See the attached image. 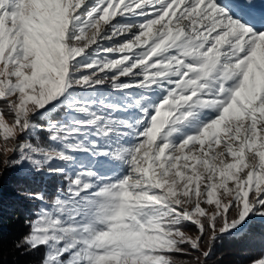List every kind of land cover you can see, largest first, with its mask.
Masks as SVG:
<instances>
[{"label":"snow or ice","instance_id":"6c2138e0","mask_svg":"<svg viewBox=\"0 0 264 264\" xmlns=\"http://www.w3.org/2000/svg\"><path fill=\"white\" fill-rule=\"evenodd\" d=\"M9 171L35 205L13 247L43 249L39 264H208L250 237L264 222V0H0Z\"/></svg>","mask_w":264,"mask_h":264},{"label":"trees","instance_id":"16d2710c","mask_svg":"<svg viewBox=\"0 0 264 264\" xmlns=\"http://www.w3.org/2000/svg\"><path fill=\"white\" fill-rule=\"evenodd\" d=\"M45 137L44 133H41ZM17 173L9 171L0 177V198L10 202V209L0 213V264H39L44 250L37 253L21 255V250L13 247L27 232L24 221L31 218L35 205L19 193L23 190ZM27 187L38 191L45 185L39 180L28 182ZM56 188L55 182L47 184L46 195L52 197ZM252 235L244 238H225L218 243L208 264H250V261L264 255V222L257 220L250 229ZM190 233L194 234L192 231Z\"/></svg>","mask_w":264,"mask_h":264},{"label":"rangeland","instance_id":"374dc122","mask_svg":"<svg viewBox=\"0 0 264 264\" xmlns=\"http://www.w3.org/2000/svg\"><path fill=\"white\" fill-rule=\"evenodd\" d=\"M8 209H10V202H9V200H7V199H3L2 200V198H0V213H3V212H5V211H8ZM189 235H194V234H192V233H188Z\"/></svg>","mask_w":264,"mask_h":264}]
</instances>
